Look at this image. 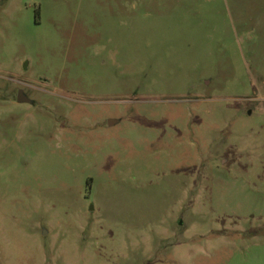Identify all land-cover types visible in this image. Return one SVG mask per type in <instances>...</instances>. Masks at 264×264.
<instances>
[{
	"label": "rangeland",
	"instance_id": "obj_1",
	"mask_svg": "<svg viewBox=\"0 0 264 264\" xmlns=\"http://www.w3.org/2000/svg\"><path fill=\"white\" fill-rule=\"evenodd\" d=\"M0 264H264V0H0Z\"/></svg>",
	"mask_w": 264,
	"mask_h": 264
},
{
	"label": "water",
	"instance_id": "obj_2",
	"mask_svg": "<svg viewBox=\"0 0 264 264\" xmlns=\"http://www.w3.org/2000/svg\"><path fill=\"white\" fill-rule=\"evenodd\" d=\"M18 101L20 103H31V101L28 98H26V96L24 95L22 91L19 93Z\"/></svg>",
	"mask_w": 264,
	"mask_h": 264
}]
</instances>
